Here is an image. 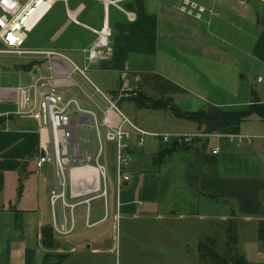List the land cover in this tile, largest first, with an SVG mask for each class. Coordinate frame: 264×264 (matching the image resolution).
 <instances>
[{
	"label": "crops",
	"instance_id": "1",
	"mask_svg": "<svg viewBox=\"0 0 264 264\" xmlns=\"http://www.w3.org/2000/svg\"><path fill=\"white\" fill-rule=\"evenodd\" d=\"M204 5L202 19L198 11L185 16L175 0H56L23 46L39 54L0 63V264H120L122 256L124 264H186L191 257L202 263L199 245L225 250L229 229L234 251L248 264H264L257 238L264 221V123L255 116V126H243L250 117L233 135L204 134L194 122L179 130L131 120L149 134L190 139L174 137L166 145L148 136L141 152L133 145L131 177L120 186L114 146L105 144L113 160L110 197L93 214L89 204L88 218L87 209L74 213L70 234L53 232L43 243L42 229L53 226L49 193L55 179H43L45 166L37 167L36 124L16 114L15 89L43 77L68 78L74 86L61 90L64 98L81 100L101 120L105 104L85 78L70 73L75 65L90 82V70L105 78L108 93L92 83L111 97L123 75L134 81L158 75L185 91L179 100L196 99L203 110H239L253 99L264 103V87L251 81L253 71L264 72V0ZM104 28L112 54L92 62L87 51ZM77 74L80 83L72 79ZM256 77L264 84V77ZM137 108L153 120L167 113ZM176 140L181 146L159 159ZM136 241L143 242V259L133 262Z\"/></svg>",
	"mask_w": 264,
	"mask_h": 264
},
{
	"label": "built area",
	"instance_id": "2",
	"mask_svg": "<svg viewBox=\"0 0 264 264\" xmlns=\"http://www.w3.org/2000/svg\"><path fill=\"white\" fill-rule=\"evenodd\" d=\"M56 0H0V54H39L23 50L28 34L51 10ZM181 10L192 14L197 9L198 17L204 11L195 3L183 1ZM189 6L190 10L186 7ZM104 28L97 33V40L87 51L92 62L105 60L112 54ZM70 73H79L92 87L95 95L104 102L102 118L94 110L87 109L81 100L65 99L62 89L74 86L68 78L55 76L37 79L28 86L15 89L16 114L32 119L39 135L37 167L53 166L55 187L49 193V206L53 218V232L68 235L74 228V213L80 206L87 209L92 200H106L107 170L101 163L105 144L114 146V163L118 186L127 182L133 157V145L141 152L148 136L162 144H169L171 137L189 140L190 137L167 134H149L138 128L117 107V101L90 82L84 71L72 65ZM261 82V78L258 79ZM129 80L122 76L121 93L131 97ZM92 102L93 95L88 96ZM104 130V131H103ZM104 132V133H102ZM216 151H214L215 153ZM59 214V223L56 214ZM59 224V226H57ZM264 247V242H263Z\"/></svg>",
	"mask_w": 264,
	"mask_h": 264
},
{
	"label": "rangeland",
	"instance_id": "3",
	"mask_svg": "<svg viewBox=\"0 0 264 264\" xmlns=\"http://www.w3.org/2000/svg\"><path fill=\"white\" fill-rule=\"evenodd\" d=\"M21 3L26 2L27 0H19ZM184 0H175V4L177 3V5L179 4L180 6H184L183 2ZM188 2L191 3H195L197 7H201L200 5H204V0H188ZM205 6V5H204ZM187 10H190V7L187 6L186 7ZM204 11L200 14L202 16V19L204 17L205 14V8L203 7ZM193 13L197 12V9H192L191 10ZM184 15L189 16L186 13H184ZM1 47V46H0ZM230 51V50H229ZM233 51V50H231ZM17 59H19L18 56L16 55H10V54H0V63H9V62H13L16 61ZM253 77H252V83L257 86L258 88L260 87H264V84H259L256 82V76L260 75L262 77H264V72L262 70L259 71V69H256L255 71H253ZM87 77L94 83L96 84V86H98L102 91H104L105 93L107 92V87L110 86L109 82H104V81H100L101 76H98L96 79V74L94 71L90 70L88 72H86ZM73 81L76 83H80L81 82V77L80 75H73L72 77ZM141 81H134L132 79H129V85L128 88L130 89V91H128V93L130 94H136V95H132L131 97L128 98H124L122 93H121V86L120 88L114 92L112 95L113 97H111V95H109L111 98H113L114 100L117 101V107L120 110V112L125 115L127 118H129L130 120L136 119V120H140L143 123H147L150 122L152 124H156L159 126L165 125L167 126V129H181V130H187L188 128H191V126H194L193 122L190 121H185V120H181V119H177L176 117L173 116V113L170 111V109H174V108H179L178 107V100L180 97H183L184 94H175V95H167V96H162L160 94H158L156 91H153L151 89H147V88H143V86L140 85ZM141 95L143 96H148L150 99L152 100H159V103H163L166 102L167 103V113L166 115H164L162 112H159L157 114H159L156 118V120H153L152 118L148 119L146 117H144V115H142V113H140V109L137 108L134 104V102L131 100L132 98H134L135 96L137 97H141ZM158 102V101H157ZM175 110V109H174ZM140 114V116H139ZM166 116V117H165ZM166 118H169L168 120ZM255 117H252L251 119L247 120L246 123L243 125L245 126V128H248L250 126H253L254 124H257V121L254 120ZM167 120V121H166ZM248 124V125H246ZM255 126V125H254ZM164 128V127H163ZM202 132L204 134H210V130L207 129V127H202ZM174 137H171V140ZM150 140V139H147ZM101 163L106 167L107 170V180H106V191H107V197H110L111 191H112V187H113V183H114V178H113V173L114 171L112 170V164H113V160H112V154L110 149H105V152L101 158ZM45 167L42 169V177L47 178L49 180H52L54 182V175H53V166L51 164H45ZM51 180V181H52ZM54 186V184H53ZM90 206L92 208V214L95 213L97 211V209L103 208V199H95L92 200L90 202ZM85 206H80L76 209L75 213H76V217L79 215H84L85 213ZM235 238V235H234ZM236 239V238H235ZM134 243V242H133ZM143 242L139 243V242H135L133 244V249L132 251L135 252V254H133L132 261L133 262H138L141 261L143 259L142 254L138 251L142 250V245ZM226 248V247H225ZM212 249L219 253L220 255L226 254L225 250H223L221 248V246H212ZM197 252L199 253V249L197 248ZM199 255L201 256V254L199 253ZM202 258V257H201ZM203 259V258H202ZM124 257L122 256L120 258V264H124ZM190 262H187L186 264H212L210 262L209 259H203L205 262H198V258L197 257H191L190 258ZM185 264V263H183Z\"/></svg>",
	"mask_w": 264,
	"mask_h": 264
},
{
	"label": "trees",
	"instance_id": "4",
	"mask_svg": "<svg viewBox=\"0 0 264 264\" xmlns=\"http://www.w3.org/2000/svg\"><path fill=\"white\" fill-rule=\"evenodd\" d=\"M141 86H147L149 89L156 91L162 96L184 94L185 91L179 86L167 81L166 79L158 75H147L141 80ZM137 107H145L150 109H163L167 110V103H159V100H152L148 96L139 98L138 96L131 99ZM158 101V102H157ZM174 116L178 119L187 120L198 124L200 128L207 127L211 133H224V134H238L240 126L243 122L252 116L257 117L262 123H264V103L253 99L251 104L246 108L239 110H224L214 106H208L207 109H199L196 112H185L179 108H174ZM187 144H183V148H187ZM175 148L166 149L159 159L164 157L165 154L171 153ZM43 243L46 240L52 238V227L43 228ZM257 238L258 241L264 242V221H259L257 226ZM236 239L233 236L231 229L228 231V237L226 242V254L220 255L210 248L209 245H199V253L203 259H209L212 264H248L243 256L238 255L234 251V245Z\"/></svg>",
	"mask_w": 264,
	"mask_h": 264
},
{
	"label": "water",
	"instance_id": "5",
	"mask_svg": "<svg viewBox=\"0 0 264 264\" xmlns=\"http://www.w3.org/2000/svg\"><path fill=\"white\" fill-rule=\"evenodd\" d=\"M178 107L180 110L185 112H196L200 109V102L196 99L182 98L179 100ZM174 111V109L172 110ZM182 140H176L172 142L169 148H176L181 146Z\"/></svg>",
	"mask_w": 264,
	"mask_h": 264
}]
</instances>
